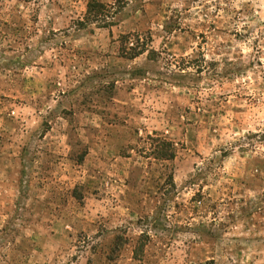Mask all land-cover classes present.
Instances as JSON below:
<instances>
[{
  "label": "rangeland",
  "instance_id": "obj_1",
  "mask_svg": "<svg viewBox=\"0 0 264 264\" xmlns=\"http://www.w3.org/2000/svg\"><path fill=\"white\" fill-rule=\"evenodd\" d=\"M0 264H264V0H0Z\"/></svg>",
  "mask_w": 264,
  "mask_h": 264
},
{
  "label": "trees",
  "instance_id": "obj_2",
  "mask_svg": "<svg viewBox=\"0 0 264 264\" xmlns=\"http://www.w3.org/2000/svg\"><path fill=\"white\" fill-rule=\"evenodd\" d=\"M93 5L92 4H88V8H91Z\"/></svg>",
  "mask_w": 264,
  "mask_h": 264
}]
</instances>
